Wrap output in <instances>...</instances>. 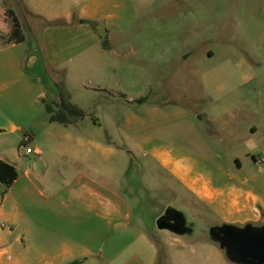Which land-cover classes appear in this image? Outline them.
Returning a JSON list of instances; mask_svg holds the SVG:
<instances>
[{"label":"rangeland","instance_id":"1","mask_svg":"<svg viewBox=\"0 0 264 264\" xmlns=\"http://www.w3.org/2000/svg\"><path fill=\"white\" fill-rule=\"evenodd\" d=\"M85 2L0 0V33L10 32L15 15L31 45L38 47L44 35L51 54H68L65 25L47 26L43 18L64 19L60 13L69 11L82 25L81 45L90 43L63 65L60 79L85 116L69 124L39 117L28 142L39 146V155L20 146L25 131L2 137L18 177L0 206L34 213L48 192L25 193L30 179L41 178L47 164L56 176L61 167L66 181L80 171L102 192L97 198L114 208L112 218L96 220V264L111 256L106 264H238L212 240L210 228L260 222H231L228 208L198 200L175 173L192 167L176 153L198 157L194 168L212 172L218 160L234 171L237 161L245 168L254 159L264 162V0H95L90 19L76 16ZM50 75L49 93L59 80ZM251 125L258 127L254 135ZM202 172L205 189L192 187L214 195V180ZM167 203L193 222L191 235L156 227ZM0 224L13 226L2 217Z\"/></svg>","mask_w":264,"mask_h":264},{"label":"crops","instance_id":"2","mask_svg":"<svg viewBox=\"0 0 264 264\" xmlns=\"http://www.w3.org/2000/svg\"><path fill=\"white\" fill-rule=\"evenodd\" d=\"M84 1H86L82 7L84 11L76 16L90 19L94 15L95 0ZM88 3L92 7L91 11L86 7ZM60 14L69 23L64 26L68 31L66 33L71 34L67 42L68 54H61L58 49L55 55L51 54L53 44L43 35L45 58L56 69L63 68V65L72 61L76 54L90 45V43L81 45V23L72 22L69 11ZM9 34L10 32L0 33V158L8 163L10 160L5 156L2 137L17 131H25L30 135L28 142L34 141L37 119L40 117L43 121V115L47 113L42 99H54L57 96L55 89L49 93L48 83H52V80L46 76L37 46L31 45L32 39L24 37L21 40H8ZM250 132L254 135L258 132V127L251 125ZM247 140L251 141V138ZM261 142L264 144V128ZM28 146L32 152L25 153L26 155L41 154L37 144ZM258 151L259 148L256 149L257 153ZM176 155L179 156V160H184L192 166L190 169L182 166L180 169L183 170L175 168V173L180 182L198 200L208 199L215 201L217 208H228L227 217L231 222L249 220L260 222L258 225L264 224V162L254 159L253 168L241 167L243 165L241 162L239 168L234 171L222 160L220 162L218 160L212 172L209 168L204 170V165L201 168L199 166L194 168L196 160H199L196 156L191 158L180 151ZM62 165L65 168L68 166L66 163ZM46 167L41 178L30 179L32 187H27L24 191L25 193L37 191L42 196L45 195L44 191L48 192L45 195L46 200L40 206L32 208L34 213L27 214L24 212L27 208L21 209L19 206L17 211L15 206H9L8 210L0 206V219L2 217L13 225L1 227L0 224V264H96L93 258L97 253L94 239L96 220L112 218L114 212L112 202L108 200L106 203L98 199L97 196L101 197L102 192L89 185L90 180L80 171L74 175L75 178L66 181V175L61 167H57V176L50 172L48 164ZM15 169L17 170L16 167ZM202 171H206L217 187L214 195L203 193L209 196L208 198L198 195L192 187L199 184L202 190L205 189V185L197 176V173L202 175ZM84 177L85 179L81 181ZM16 180L17 178L7 189ZM2 186L0 184V187ZM7 189L1 192L0 205L5 200ZM85 226L90 227L92 232ZM107 240H111V236ZM111 260L112 256L105 258L103 264ZM139 261V264H151Z\"/></svg>","mask_w":264,"mask_h":264},{"label":"water","instance_id":"3","mask_svg":"<svg viewBox=\"0 0 264 264\" xmlns=\"http://www.w3.org/2000/svg\"><path fill=\"white\" fill-rule=\"evenodd\" d=\"M170 216L181 222L186 220L184 211L168 205L164 212L156 218V227L175 233L176 231L166 223V219ZM209 233L230 261L238 264H264V224L246 223L242 227L222 224L212 226Z\"/></svg>","mask_w":264,"mask_h":264},{"label":"trees","instance_id":"4","mask_svg":"<svg viewBox=\"0 0 264 264\" xmlns=\"http://www.w3.org/2000/svg\"><path fill=\"white\" fill-rule=\"evenodd\" d=\"M8 11L10 13L14 12L13 9L11 8H9ZM12 18L14 20L13 21L14 26L10 30L9 38L14 40H21L24 38L21 30V24L19 23V20L15 15H13ZM43 24L47 26L48 25L51 26V25H67L69 23H67L63 18H57L53 20H47L43 18ZM28 29L29 30L31 29L29 25H28ZM36 42L38 45L37 47L38 55L42 61L46 76L49 77V75L50 74L53 75V73H57V75L59 76V80L54 82L55 86L57 87V96L54 99H45V98L42 99V102L44 103L45 111L48 113V120L51 122H58L61 124H69L72 122L74 118L78 119L84 117L85 112L81 108H79L75 104H72L69 101L68 92L63 86L62 81L60 80L62 79L64 74L63 70L56 69L47 62L45 58L43 43L40 42L39 40H37ZM103 46L105 48L108 47L106 41L103 42ZM23 134L24 136L27 135L28 139L24 140V138H22L20 146L23 144H27L30 138L29 133L24 132ZM17 175L18 174L15 167L11 163H8L0 158V184L4 186V190L7 189L12 184V182L17 178Z\"/></svg>","mask_w":264,"mask_h":264},{"label":"flooded vegetation","instance_id":"5","mask_svg":"<svg viewBox=\"0 0 264 264\" xmlns=\"http://www.w3.org/2000/svg\"><path fill=\"white\" fill-rule=\"evenodd\" d=\"M237 166L238 167L240 166V163L238 161H237ZM168 205H170V204L167 203L163 206V208H162L161 212L158 214V216H160L164 212L165 208ZM171 206H173V205H171ZM176 208H178V207H176ZM166 223L168 225H170V227L173 230L176 231L175 232L176 235H180V236L191 235L194 231V224L192 221L187 219V217H186V220L184 222H181V221L176 220L174 217L170 216L166 219ZM222 224L225 225L226 223H221L220 225H222ZM164 230L172 232V231L167 230V229H164ZM172 233H174V232H172Z\"/></svg>","mask_w":264,"mask_h":264},{"label":"built area","instance_id":"6","mask_svg":"<svg viewBox=\"0 0 264 264\" xmlns=\"http://www.w3.org/2000/svg\"><path fill=\"white\" fill-rule=\"evenodd\" d=\"M23 138H24V140H27V139H28V136L25 135ZM21 146L24 147V152H25V153H31V152H32L31 147L28 146L27 144H23V145H21ZM258 161H261V159H258Z\"/></svg>","mask_w":264,"mask_h":264}]
</instances>
